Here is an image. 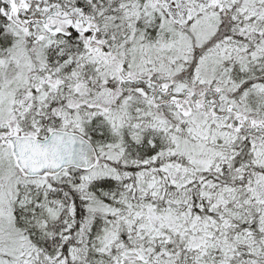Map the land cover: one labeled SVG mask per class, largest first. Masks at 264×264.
Instances as JSON below:
<instances>
[{
    "label": "snow or ice",
    "instance_id": "obj_1",
    "mask_svg": "<svg viewBox=\"0 0 264 264\" xmlns=\"http://www.w3.org/2000/svg\"><path fill=\"white\" fill-rule=\"evenodd\" d=\"M0 264H264V0H0Z\"/></svg>",
    "mask_w": 264,
    "mask_h": 264
}]
</instances>
